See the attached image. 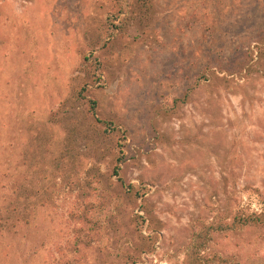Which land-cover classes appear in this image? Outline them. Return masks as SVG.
<instances>
[{
  "label": "rangeland",
  "instance_id": "374dc122",
  "mask_svg": "<svg viewBox=\"0 0 264 264\" xmlns=\"http://www.w3.org/2000/svg\"><path fill=\"white\" fill-rule=\"evenodd\" d=\"M260 213L264 0H0V264H264Z\"/></svg>",
  "mask_w": 264,
  "mask_h": 264
},
{
  "label": "trees",
  "instance_id": "16d2710c",
  "mask_svg": "<svg viewBox=\"0 0 264 264\" xmlns=\"http://www.w3.org/2000/svg\"><path fill=\"white\" fill-rule=\"evenodd\" d=\"M116 26H118V28H121L122 26L121 25H116ZM91 107L92 108H94V102H92V104H91ZM108 125V124H107ZM112 129V127L111 126H107L106 128H105V131H109V130H111ZM118 165L116 166V167H114V174L115 175H117V173H118ZM22 198V197H21ZM22 199H27V198H25V197H23ZM17 205V204H16ZM16 205H14L13 206V209H14V211H16L17 213L16 214H18V212L19 211H17V209H20V207H22L23 208V210H24V206H23V204L21 205H18V206H16ZM20 214V215H19ZM18 215L19 216H17L18 217V219H26V212H21V213H19ZM263 216H262V214L260 213V214H258V215H249L248 217H245V218H243V219H239V220H242L241 222H242V224L244 225V224H247V223H252V224H255V223H257V222H264V218H262ZM2 220H0V225H2ZM194 259H195V262H196V264H204L203 262V259L201 258V257H198V256H196V257H194Z\"/></svg>",
  "mask_w": 264,
  "mask_h": 264
}]
</instances>
